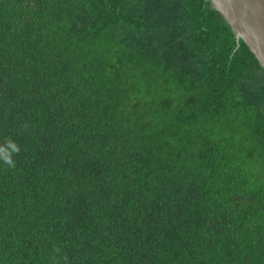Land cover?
Segmentation results:
<instances>
[{"label": "trees", "instance_id": "16d2710c", "mask_svg": "<svg viewBox=\"0 0 264 264\" xmlns=\"http://www.w3.org/2000/svg\"><path fill=\"white\" fill-rule=\"evenodd\" d=\"M0 264H264V68L210 0H0Z\"/></svg>", "mask_w": 264, "mask_h": 264}, {"label": "water", "instance_id": "95a60500", "mask_svg": "<svg viewBox=\"0 0 264 264\" xmlns=\"http://www.w3.org/2000/svg\"><path fill=\"white\" fill-rule=\"evenodd\" d=\"M264 68V0H210Z\"/></svg>", "mask_w": 264, "mask_h": 264}, {"label": "clouds", "instance_id": "9594fccd", "mask_svg": "<svg viewBox=\"0 0 264 264\" xmlns=\"http://www.w3.org/2000/svg\"><path fill=\"white\" fill-rule=\"evenodd\" d=\"M19 152L20 147L14 140L11 138L5 139L3 143H0V162L10 168H14V155L19 154Z\"/></svg>", "mask_w": 264, "mask_h": 264}]
</instances>
